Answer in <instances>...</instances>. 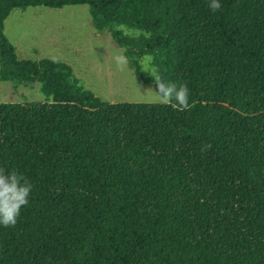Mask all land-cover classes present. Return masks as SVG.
Wrapping results in <instances>:
<instances>
[{"label":"trees","instance_id":"trees-1","mask_svg":"<svg viewBox=\"0 0 264 264\" xmlns=\"http://www.w3.org/2000/svg\"><path fill=\"white\" fill-rule=\"evenodd\" d=\"M219 2L0 0V81L45 97L0 103V167L33 185L0 225V264H264V0ZM65 6H86L144 85L145 58L186 83L189 107L104 103L69 65L19 60L9 14Z\"/></svg>","mask_w":264,"mask_h":264},{"label":"rangeland","instance_id":"rangeland-1","mask_svg":"<svg viewBox=\"0 0 264 264\" xmlns=\"http://www.w3.org/2000/svg\"><path fill=\"white\" fill-rule=\"evenodd\" d=\"M119 29L128 35L138 34L124 27ZM4 34L19 60L37 62L46 58L69 65L80 85L104 103L159 104L144 95L152 87L144 85L133 71L116 69L113 57L123 54V50L108 32L94 30L86 6L13 10L4 22ZM149 61L145 58L142 67L151 73ZM42 102L45 97L38 83L14 86L0 81V103Z\"/></svg>","mask_w":264,"mask_h":264},{"label":"clouds","instance_id":"clouds-1","mask_svg":"<svg viewBox=\"0 0 264 264\" xmlns=\"http://www.w3.org/2000/svg\"><path fill=\"white\" fill-rule=\"evenodd\" d=\"M208 8L212 13H216L222 10V4L219 0H209ZM113 59L118 71H133L130 70V62L125 55L117 54ZM148 75L152 77L155 88H150L144 95L150 97L154 102L170 105L173 108L184 110L189 107L190 89L186 83L177 85L174 82H169L158 71H153ZM136 87L139 90L137 84ZM202 150H206V148ZM32 187L33 185L22 173L16 170L8 171L0 167V225L5 228L16 225L21 209L29 203Z\"/></svg>","mask_w":264,"mask_h":264}]
</instances>
